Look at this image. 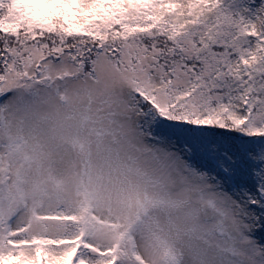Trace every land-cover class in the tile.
Returning <instances> with one entry per match:
<instances>
[{"label": "snow or ice", "instance_id": "snow-or-ice-1", "mask_svg": "<svg viewBox=\"0 0 264 264\" xmlns=\"http://www.w3.org/2000/svg\"><path fill=\"white\" fill-rule=\"evenodd\" d=\"M0 264H264V0H0Z\"/></svg>", "mask_w": 264, "mask_h": 264}]
</instances>
